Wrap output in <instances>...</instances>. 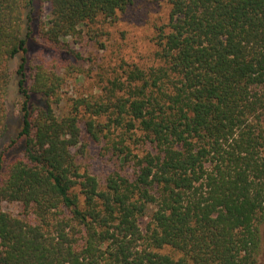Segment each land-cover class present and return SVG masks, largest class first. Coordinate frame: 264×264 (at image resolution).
I'll use <instances>...</instances> for the list:
<instances>
[{
	"label": "trees",
	"instance_id": "trees-1",
	"mask_svg": "<svg viewBox=\"0 0 264 264\" xmlns=\"http://www.w3.org/2000/svg\"><path fill=\"white\" fill-rule=\"evenodd\" d=\"M134 1L0 0V140L20 57L21 129L6 149L22 146L0 152V264H259L264 0H166L158 65L64 107L56 62L28 69L36 34L80 60L72 41L96 38ZM89 143L114 164L102 181L80 164Z\"/></svg>",
	"mask_w": 264,
	"mask_h": 264
},
{
	"label": "rangeland",
	"instance_id": "rangeland-1",
	"mask_svg": "<svg viewBox=\"0 0 264 264\" xmlns=\"http://www.w3.org/2000/svg\"><path fill=\"white\" fill-rule=\"evenodd\" d=\"M36 10L35 33L41 18L40 15H46L49 12V7L47 5L39 6ZM168 16L169 6L166 0L159 2L135 0L132 6L124 13L119 14L117 22L98 24L96 27L99 28V35L96 38L90 39L89 35L84 33L82 39L75 38L72 41V47L81 55L80 60H75L65 54L54 56V52L47 49L36 34L26 54L28 69L42 62H51L52 60L56 62L55 72L64 81L60 91L63 99L61 107H64L69 98L86 96L98 91L101 80L104 83L115 77L123 78V70L129 67L136 66L147 70L157 66L159 60L156 56L158 50L155 41L156 28L166 24ZM20 62L21 58L17 57L10 63L11 81L6 100L8 130L0 140V152L6 151L8 158L17 156L22 149L21 142L18 141L17 145L6 149L13 140H17L21 129L18 77L15 74ZM104 145L103 143L99 145L89 143L84 149V156L79 159L82 169L95 175L101 181L114 166L106 156ZM3 210L14 215L21 212L19 205L15 203H4ZM259 264H264V235Z\"/></svg>",
	"mask_w": 264,
	"mask_h": 264
}]
</instances>
